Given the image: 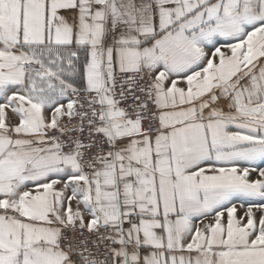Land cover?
<instances>
[{
	"label": "snow or ice",
	"instance_id": "obj_1",
	"mask_svg": "<svg viewBox=\"0 0 264 264\" xmlns=\"http://www.w3.org/2000/svg\"><path fill=\"white\" fill-rule=\"evenodd\" d=\"M0 264H264V0H0Z\"/></svg>",
	"mask_w": 264,
	"mask_h": 264
}]
</instances>
